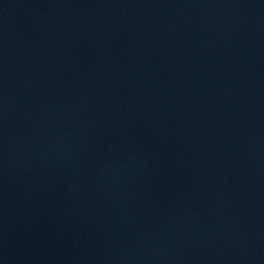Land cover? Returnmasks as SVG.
<instances>
[{
    "label": "water",
    "instance_id": "obj_1",
    "mask_svg": "<svg viewBox=\"0 0 264 264\" xmlns=\"http://www.w3.org/2000/svg\"><path fill=\"white\" fill-rule=\"evenodd\" d=\"M0 264H264V0H0Z\"/></svg>",
    "mask_w": 264,
    "mask_h": 264
}]
</instances>
